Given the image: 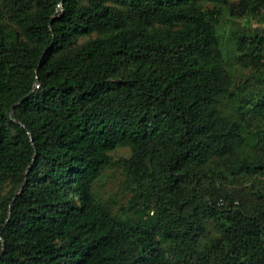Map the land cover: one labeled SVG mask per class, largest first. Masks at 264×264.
I'll list each match as a JSON object with an SVG mask.
<instances>
[{"label":"trees","instance_id":"obj_1","mask_svg":"<svg viewBox=\"0 0 264 264\" xmlns=\"http://www.w3.org/2000/svg\"><path fill=\"white\" fill-rule=\"evenodd\" d=\"M261 11L0 0V264H264V92L242 96L216 30ZM232 43L263 79L264 33ZM108 166L116 214L93 195Z\"/></svg>","mask_w":264,"mask_h":264},{"label":"rangeland","instance_id":"obj_2","mask_svg":"<svg viewBox=\"0 0 264 264\" xmlns=\"http://www.w3.org/2000/svg\"><path fill=\"white\" fill-rule=\"evenodd\" d=\"M237 1V0H233ZM259 30L264 33V11L256 17L248 16L243 20H234L226 14L220 16L216 30L221 43L224 58L234 70V75L240 82V92L242 96L254 97L258 92H264V78H249L251 72L243 70L235 61V52L233 51L232 35L243 30ZM113 159L126 158L129 156L127 148H117L111 153ZM123 176L120 168L106 167L93 186L94 197L101 202H115L113 213L116 214L117 208L125 204L129 199V192L122 185Z\"/></svg>","mask_w":264,"mask_h":264}]
</instances>
